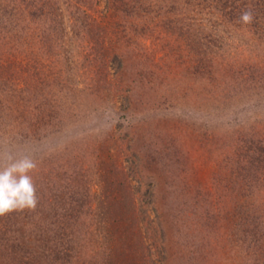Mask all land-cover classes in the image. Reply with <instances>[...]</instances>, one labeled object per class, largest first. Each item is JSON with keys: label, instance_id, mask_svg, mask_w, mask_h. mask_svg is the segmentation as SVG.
<instances>
[{"label": "rangeland", "instance_id": "1", "mask_svg": "<svg viewBox=\"0 0 264 264\" xmlns=\"http://www.w3.org/2000/svg\"><path fill=\"white\" fill-rule=\"evenodd\" d=\"M230 10L0 0V157L38 165L0 264H264V22Z\"/></svg>", "mask_w": 264, "mask_h": 264}, {"label": "clouds", "instance_id": "2", "mask_svg": "<svg viewBox=\"0 0 264 264\" xmlns=\"http://www.w3.org/2000/svg\"><path fill=\"white\" fill-rule=\"evenodd\" d=\"M251 19L250 13H242L244 23H250ZM37 167V161L29 155L0 157V215L36 208L37 188L32 173Z\"/></svg>", "mask_w": 264, "mask_h": 264}, {"label": "trees", "instance_id": "3", "mask_svg": "<svg viewBox=\"0 0 264 264\" xmlns=\"http://www.w3.org/2000/svg\"><path fill=\"white\" fill-rule=\"evenodd\" d=\"M222 6L224 8H230V12H234L236 14H238V18L241 20V15L244 12H248L251 13V17H252V24H254V26H257L260 22H264V0H218ZM251 4L253 3V6L251 7L248 3ZM242 21V20H241ZM258 230V231H257ZM40 234V238L42 237L41 233ZM253 240L255 241L256 245H264V238L262 236V232L258 229L257 223H255V230L253 229ZM29 237L28 235L23 234L22 238H27ZM46 237V235H45ZM38 238V237H37ZM43 239V238H41ZM23 241H27V240H23ZM44 241V239H43ZM48 241V240H47Z\"/></svg>", "mask_w": 264, "mask_h": 264}]
</instances>
